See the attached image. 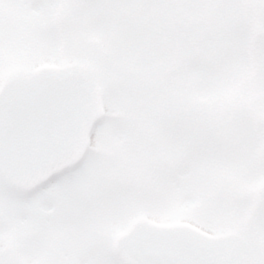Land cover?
<instances>
[{
    "label": "rangeland",
    "instance_id": "rangeland-1",
    "mask_svg": "<svg viewBox=\"0 0 264 264\" xmlns=\"http://www.w3.org/2000/svg\"><path fill=\"white\" fill-rule=\"evenodd\" d=\"M66 64L95 72L120 119L44 189L0 187V264H119L113 239L140 218L248 234L264 195V0H0V85ZM257 216L250 264H264V201Z\"/></svg>",
    "mask_w": 264,
    "mask_h": 264
},
{
    "label": "water",
    "instance_id": "water-1",
    "mask_svg": "<svg viewBox=\"0 0 264 264\" xmlns=\"http://www.w3.org/2000/svg\"><path fill=\"white\" fill-rule=\"evenodd\" d=\"M102 115L101 88L85 66H44L6 80L0 184L29 193L77 166ZM113 252L121 264H249L251 246L239 233L210 235L187 224L140 220L117 235Z\"/></svg>",
    "mask_w": 264,
    "mask_h": 264
},
{
    "label": "flooded vegetation",
    "instance_id": "flooded-vegetation-1",
    "mask_svg": "<svg viewBox=\"0 0 264 264\" xmlns=\"http://www.w3.org/2000/svg\"><path fill=\"white\" fill-rule=\"evenodd\" d=\"M134 25H137V24H134ZM130 30V29H129ZM132 32H133V30H132ZM256 223V221L253 219L252 220V226L254 225ZM252 247H253V243H252ZM262 250H264V248H260L259 249V251H262ZM262 258H263V256H262Z\"/></svg>",
    "mask_w": 264,
    "mask_h": 264
}]
</instances>
